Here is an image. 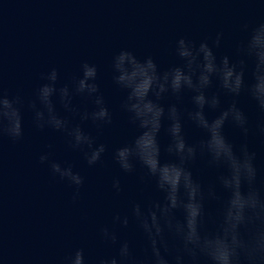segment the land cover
Listing matches in <instances>:
<instances>
[{
    "label": "clouds",
    "instance_id": "obj_1",
    "mask_svg": "<svg viewBox=\"0 0 264 264\" xmlns=\"http://www.w3.org/2000/svg\"><path fill=\"white\" fill-rule=\"evenodd\" d=\"M243 29L247 35L235 53L219 58L214 49L220 48L223 32L199 43L180 36L174 46L178 62L164 69L151 55L140 58L126 48L112 56V80L125 92L121 110L138 130L133 139L114 149L113 159L127 174L139 165L141 180L150 181L160 196L147 203L132 201L128 211L112 217L113 225L139 233V251L132 240L105 225L100 237L115 251L96 264H264V177L248 142L250 135L264 142V21L251 28L245 24ZM41 79L44 82L26 100L19 93L9 94L0 76V147L5 137L13 142L23 138L26 106L36 128L65 133L69 146L80 150L89 166L100 162L107 146L82 126L89 120L98 128L113 122L97 82V65L83 61L79 75L59 86L56 67ZM242 95L261 114L254 125L241 106ZM76 96L89 99L94 107L81 111L73 103ZM222 96L229 102L225 104ZM170 98L172 102L166 103ZM55 100L66 115L57 111ZM209 113L214 115L210 118ZM76 117L80 122H73ZM186 123L201 135L190 139ZM226 126L239 130L241 143L226 135ZM162 131L168 137L163 147ZM162 151L168 158L162 159ZM50 156L44 152L39 160L75 188V201L84 177L73 164ZM202 168L214 170V179L205 182ZM112 188L122 191L119 177L113 178ZM214 201L220 205L218 218L208 229V205ZM58 264H87L84 248L64 255Z\"/></svg>",
    "mask_w": 264,
    "mask_h": 264
},
{
    "label": "water",
    "instance_id": "obj_2",
    "mask_svg": "<svg viewBox=\"0 0 264 264\" xmlns=\"http://www.w3.org/2000/svg\"><path fill=\"white\" fill-rule=\"evenodd\" d=\"M262 21L264 0H0V76L5 90L27 100L44 82L43 73L56 67L58 86L70 83L87 60L98 67L97 82L113 114L112 124L102 128L90 120L82 123L97 143L107 146L101 161L89 166L83 153L69 146L65 133L36 128L25 106L23 138L13 142L5 137L0 147V264H58L81 247L87 264H96L98 258L115 251L100 237L105 225L132 240L139 251V233L113 225L112 217L128 211L132 201L147 203L160 194L150 181L141 180L139 165L127 174L113 159L114 149L133 139L138 130L121 110L125 92L112 80V56L126 48L140 58L151 55L164 69L178 62L174 46L180 36L199 43L217 32L224 33L220 48L214 49L218 58L233 55L247 35L243 25L251 28ZM229 100L222 96L225 104ZM55 102L57 111L66 115L59 101ZM73 103L81 111L94 107L82 96L74 97ZM240 103L254 125L261 118L254 102L242 95ZM213 115L209 113L210 118ZM73 122H80L79 118ZM185 127L190 139L201 135L190 123ZM225 133L237 145L243 140L231 126H226ZM167 142L162 131V147ZM248 142L264 177V142L251 135ZM44 152L51 153L50 159L73 164L84 177L78 199L72 198L73 186L40 162ZM166 158L162 151V159ZM200 175L208 182L215 172L202 168ZM114 177L121 180L119 193L112 188ZM219 207L215 201L208 205V229L215 227Z\"/></svg>",
    "mask_w": 264,
    "mask_h": 264
}]
</instances>
